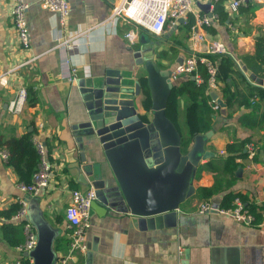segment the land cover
I'll return each mask as SVG.
<instances>
[{
	"label": "crops",
	"instance_id": "0c3cea01",
	"mask_svg": "<svg viewBox=\"0 0 264 264\" xmlns=\"http://www.w3.org/2000/svg\"><path fill=\"white\" fill-rule=\"evenodd\" d=\"M26 1L29 47L23 49L10 16L11 2L0 0V152L5 150L6 140L27 132L32 135L42 122L41 136L52 174L47 187L37 195L23 194L16 188L19 180L13 167L0 156V264L32 262L30 254L36 246L29 255L16 249L25 240L23 222L12 220L14 214L5 217L12 206L18 205V198L27 200V215L36 236L39 231L50 234L56 261L68 250L65 210L71 191L86 190L90 186L88 178L98 169L114 181L103 154L92 152L77 140V131L72 129L86 119L77 80L97 76L107 68L130 67L133 50L144 41L161 69L170 70L190 53L187 36L191 14L187 24L180 21L174 31L155 37L124 21L111 20L113 0H69L64 25L54 13L42 9L39 0ZM219 1L227 14L224 22L215 12L217 2L200 0L193 5L195 13L204 14L209 8L204 12L199 4L213 3L218 16L206 31L225 49L220 56L226 62L218 70L217 93L224 107L215 110L211 125L214 133L205 144L214 155L201 161L195 172V194L181 205V222L176 228L140 230L129 214L98 216L90 211L85 233L87 250L74 254L67 264H181L185 251L187 264H264V228L238 223L217 212H197L204 201L222 208L224 196L232 192L239 193L244 200H238L264 220V85L260 81L264 79V8L248 0L230 12L226 0ZM130 30L136 34L134 44L125 37ZM69 37L73 38L70 46H57ZM29 87L34 94L33 105H25L19 114L9 112L7 103L19 89ZM146 104H150L147 96ZM169 107V118L182 135L185 103L179 101L178 112L173 107L169 112ZM139 110L143 113L141 107ZM232 142L251 143L263 152L258 158L246 153L235 159L241 172L237 176L235 171L233 180L227 173L216 175L224 167L225 146ZM217 178L218 190L209 198H201L198 189L211 188ZM44 227L47 232L42 233Z\"/></svg>",
	"mask_w": 264,
	"mask_h": 264
},
{
	"label": "water",
	"instance_id": "95a60500",
	"mask_svg": "<svg viewBox=\"0 0 264 264\" xmlns=\"http://www.w3.org/2000/svg\"><path fill=\"white\" fill-rule=\"evenodd\" d=\"M199 6L208 11L209 4ZM145 44L133 50L130 67L107 68L102 74L77 80L86 119L72 129L77 131V140L103 154L114 180L100 169L88 178L95 196L91 211L98 216L129 214L140 230L176 228L182 220L181 205L195 194L193 178L200 162L214 155L205 148L214 130L194 135L183 151L181 134L166 115L174 86L169 70L158 66L152 48ZM260 81L264 85V79ZM210 96L224 107L216 93ZM240 172L237 169L236 175ZM36 239L35 251L26 252L32 256L31 264H55L50 234L39 231ZM187 259L185 251L181 264H187Z\"/></svg>",
	"mask_w": 264,
	"mask_h": 264
},
{
	"label": "built area",
	"instance_id": "2783aa9c",
	"mask_svg": "<svg viewBox=\"0 0 264 264\" xmlns=\"http://www.w3.org/2000/svg\"><path fill=\"white\" fill-rule=\"evenodd\" d=\"M195 1L200 0H113L109 18L114 21H124L131 24L135 29L143 30L155 37L163 36L167 32L176 29L177 24H187L188 17L193 16V22L190 25L187 42L190 53L182 62L176 63L169 70L170 81L174 84L180 77L193 76L196 83H201L202 79L199 74V66H204L207 72V89L209 92H219L218 66L217 58L225 53L224 46L210 34L206 28L210 27L213 22L218 20L217 14L213 12V3L209 4L208 13L199 14L193 11ZM218 2L219 0H210ZM264 8V0H254ZM10 16L17 34L18 43L23 48L29 47V31L26 13L29 5L26 0H10ZM230 12L237 11L244 6L248 0H226ZM39 6L58 17L60 25L69 15V0H39ZM78 36L76 35L75 38ZM125 37L131 44H134L136 34L132 30L125 34ZM73 38H65L57 46L67 47ZM264 53V48H263ZM210 57H214L211 59ZM73 71H75L73 69ZM26 100V89L18 90L16 97L7 103V109L13 114L22 112ZM1 102V100H0ZM211 108H219L215 101H211ZM44 125L39 122L36 125L35 132L30 136V142L36 150L38 161L36 169L32 174L31 181L28 184L17 182L16 188L19 192L35 196L42 189L46 188L52 174L51 164L48 160L47 149L43 142L41 133ZM245 152L250 158L256 156L257 150L251 143L244 146ZM223 153V152H222ZM3 160H7L8 153L6 150L0 152ZM94 189L89 186L86 190H72L70 193V202L65 210V219L68 228V250L66 255L57 258L55 264H67L76 253H85L87 250L85 233L89 226L90 206L94 200ZM18 209L12 216L14 221H22L25 240L18 245L16 249L19 252H29L36 245V234L32 224L27 216V200L18 198ZM197 212H217L222 216L233 219L234 221L247 225L264 228V220L257 221L254 214L249 211L238 199H235L233 206L230 208H215L209 202H202Z\"/></svg>",
	"mask_w": 264,
	"mask_h": 264
},
{
	"label": "trees",
	"instance_id": "16d2710c",
	"mask_svg": "<svg viewBox=\"0 0 264 264\" xmlns=\"http://www.w3.org/2000/svg\"><path fill=\"white\" fill-rule=\"evenodd\" d=\"M215 12L218 14L221 22H224L227 19V14L222 9L221 1H218L215 4ZM192 22V18H189L188 26H190ZM210 58L214 59V57ZM220 58L221 60L219 58L216 60L218 70L223 62H226L224 58ZM199 74L202 79L201 83L197 84L195 80H191L189 77H187L182 82L173 84L174 86L171 90V94L167 103L166 115L169 118L168 107L171 106L169 107V112H171L172 107L176 110V112H178L180 109L179 101L182 100L185 103L184 114L186 125L188 124L190 126L192 123V127H190L189 130L188 140H184L181 135L183 151L187 148L194 135L205 133L206 131L212 129L211 125L215 116V110H213L210 105L212 101L210 92L207 89L208 75L204 66L202 65L199 66ZM34 102V94L32 89L29 87L26 90L25 105H33ZM30 136L31 132H27L18 138L12 137L4 142L5 150L8 153L7 164L13 167L19 182L25 184L30 183L32 174L36 169L38 161L36 150L30 142ZM244 145L245 143L243 142H232L225 146L226 156L224 159V167L221 170H218L216 175L227 173L231 176L232 180L234 179V173L238 167L235 163V159L246 156ZM260 156L261 154L258 150L255 158ZM219 180L220 179L217 178L211 188H199L197 192L200 194L201 198L211 197L218 190L220 185ZM235 199L244 200V198L239 193H227L224 196L222 208L232 207ZM17 209L18 205L12 206L8 213L5 214V217L9 218L17 211ZM251 211L250 212L253 213L255 212V209H251ZM255 214L254 216L256 220L259 221L260 215L257 212Z\"/></svg>",
	"mask_w": 264,
	"mask_h": 264
},
{
	"label": "rangeland",
	"instance_id": "374dc122",
	"mask_svg": "<svg viewBox=\"0 0 264 264\" xmlns=\"http://www.w3.org/2000/svg\"><path fill=\"white\" fill-rule=\"evenodd\" d=\"M183 116H184V118L182 120V125H181L180 129L182 131V137L184 138V140H188V138H189V130H190V127H192V123H191L190 126L188 124L186 125L185 114Z\"/></svg>",
	"mask_w": 264,
	"mask_h": 264
}]
</instances>
